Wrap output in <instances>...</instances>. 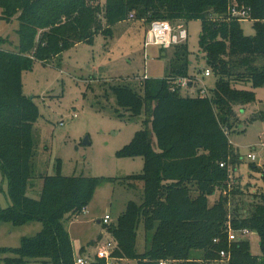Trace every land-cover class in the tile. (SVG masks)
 Segmentation results:
<instances>
[{
    "label": "trees",
    "instance_id": "obj_1",
    "mask_svg": "<svg viewBox=\"0 0 264 264\" xmlns=\"http://www.w3.org/2000/svg\"><path fill=\"white\" fill-rule=\"evenodd\" d=\"M91 2L0 0L1 17L11 21L18 16L20 25L16 51L2 49L6 41L0 39V171L11 201L0 210V226L42 224V230L23 238L20 247L0 249V260L75 264L65 225L87 209L100 184L96 178L63 176L60 161L56 174L37 173L34 130L40 114L23 92V73L32 70L34 62L49 63L98 33L110 34L113 26L133 15L149 26L154 21H201L200 51L216 84L205 97L185 96L176 87L178 78L196 80L189 77L186 46L175 53L165 78H143L139 85L122 81L105 90L107 101L114 99L115 114L142 120L125 153L145 162L142 175L127 179L131 187V181L142 185L143 201H131L108 226L118 241L115 256L137 264H211L223 262L224 251L229 256L226 264H264V190L252 198L251 210H241L236 201L229 213L228 202L240 191L230 189L232 175L223 163L231 160L236 165L240 160L228 137L237 107L256 101L255 93L241 86L264 87V0H106L104 8ZM248 19L254 36L243 32L241 23ZM229 224L257 234L262 255L251 253L249 240L229 242ZM89 264L106 262L95 257Z\"/></svg>",
    "mask_w": 264,
    "mask_h": 264
},
{
    "label": "rangeland",
    "instance_id": "obj_2",
    "mask_svg": "<svg viewBox=\"0 0 264 264\" xmlns=\"http://www.w3.org/2000/svg\"><path fill=\"white\" fill-rule=\"evenodd\" d=\"M91 3L104 8L106 0H92ZM1 16L0 9V39L6 41L1 48L16 51L19 46L18 16L11 21ZM172 25L176 28L179 23ZM183 25L188 32L187 41L163 52L160 46H145L149 24L128 17L113 26L110 34L98 33L91 41L65 50L49 63L34 62L32 70L23 73V92L34 100L40 114L34 130L37 173L56 174L57 162L60 161V173L65 177L100 179L86 213L65 225L72 244L85 247L75 253V264L79 257L94 261L98 248L106 241L118 245L108 226L118 220L131 201L141 203L144 196L141 184L131 181V187L127 181L130 176L144 173V159L125 153L142 128V120H129L128 116L115 114L114 99L107 101L105 98L108 86L127 80L139 85L145 76L165 78L169 75L175 53L187 46L191 62L189 77L197 80L194 87L183 94L190 95L189 92L191 97H196L204 86L208 90L215 87L214 76L204 77L199 73H204L207 67L199 46L201 21L194 20ZM241 26L246 36L255 35L253 23L249 19L243 21ZM241 89L253 91L256 101L237 107L235 125L228 132L235 156L240 158L236 165H232L231 160L223 162L232 175L230 189L240 191L235 198L232 195L230 205L228 202V210L232 214L236 201L241 210H251L252 198L264 190L261 177L264 172V87L255 89L247 84L241 86ZM86 140L89 144H85ZM154 146L157 148L156 144ZM249 154L256 155L255 162L247 159ZM216 199L218 197L211 198L210 205ZM10 205L7 184L0 171V210ZM247 214L242 211V215ZM106 215L112 219L109 225L102 223ZM41 230L42 224L39 222H30L21 227L3 223L0 226V249L18 248L23 238L34 237ZM245 240H249L253 255H262L257 234L251 233ZM86 242L90 243L86 245ZM144 244L141 228L138 246L142 249ZM0 264L6 263L0 260ZM121 264L137 263L125 258Z\"/></svg>",
    "mask_w": 264,
    "mask_h": 264
},
{
    "label": "built area",
    "instance_id": "obj_3",
    "mask_svg": "<svg viewBox=\"0 0 264 264\" xmlns=\"http://www.w3.org/2000/svg\"><path fill=\"white\" fill-rule=\"evenodd\" d=\"M236 14V13H234ZM243 16V14H241ZM245 15V14H244ZM134 16L131 15L130 19H133ZM188 39V32L185 29L183 24H179L176 28L170 22L167 21H154L149 26L146 39L145 46H160L162 49L168 50L171 49L178 43L186 42ZM204 77H211L212 72L209 69H206L203 73ZM145 78H147L145 76ZM144 78V79H145ZM197 80V79H196ZM196 80L190 78H178L175 81V85L179 90L187 92L194 87V82ZM192 96L191 93L188 92ZM201 94V95H200ZM198 94V97H205L208 95V90L204 86L201 89V93ZM248 160L255 162L257 157L255 154H249L247 157ZM224 167V164L221 165ZM87 209H84L83 213H86ZM111 216L106 215L102 220V223L105 225H109L111 222ZM252 232L248 229L235 230L232 225L228 226V240L229 242H238L241 240H245ZM118 245L113 243L112 241H106L100 248H98L96 252V257L99 259L105 260L106 264H121L123 261L121 258L115 256V252L117 251ZM228 254L224 251L221 252V258L225 261L228 259ZM89 260H86L82 257L76 259V264H89ZM160 264H168L167 262H161Z\"/></svg>",
    "mask_w": 264,
    "mask_h": 264
},
{
    "label": "crops",
    "instance_id": "obj_4",
    "mask_svg": "<svg viewBox=\"0 0 264 264\" xmlns=\"http://www.w3.org/2000/svg\"><path fill=\"white\" fill-rule=\"evenodd\" d=\"M98 223H99V221H98ZM98 236H99V235H98ZM89 243H90V242H86V245L89 244ZM72 245H73V250H74L75 253H77L78 250H81V249L85 248L84 246H80V247H78V246H75L74 244H72Z\"/></svg>",
    "mask_w": 264,
    "mask_h": 264
},
{
    "label": "water",
    "instance_id": "obj_5",
    "mask_svg": "<svg viewBox=\"0 0 264 264\" xmlns=\"http://www.w3.org/2000/svg\"><path fill=\"white\" fill-rule=\"evenodd\" d=\"M85 144H89V142L86 140V141H85ZM99 223H100V221H99Z\"/></svg>",
    "mask_w": 264,
    "mask_h": 264
}]
</instances>
